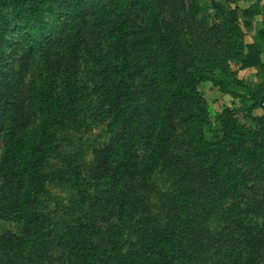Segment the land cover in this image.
Listing matches in <instances>:
<instances>
[{"label":"trees","instance_id":"1","mask_svg":"<svg viewBox=\"0 0 264 264\" xmlns=\"http://www.w3.org/2000/svg\"><path fill=\"white\" fill-rule=\"evenodd\" d=\"M0 221V264H264V3L0 0Z\"/></svg>","mask_w":264,"mask_h":264},{"label":"rangeland","instance_id":"2","mask_svg":"<svg viewBox=\"0 0 264 264\" xmlns=\"http://www.w3.org/2000/svg\"><path fill=\"white\" fill-rule=\"evenodd\" d=\"M261 3H264V0H261ZM245 4V3H244ZM259 27L258 23L254 24V27H252V29H257ZM247 33V32H246ZM247 40H250V35L248 34L246 36ZM239 76L240 77H244L246 79L248 78H253V72H246V71H240L239 72ZM209 88V86H205L204 89L207 90ZM209 96L211 98L216 97V100H220L219 96H217V94L214 93H209ZM237 106L239 105L237 102L235 103ZM80 135V134H79ZM82 137H83V143L84 144H97L98 140L100 138H102V124L101 125H94V124H87V126L84 127L82 133H81ZM91 154L90 151L86 153V155L84 156V160L85 162L90 161L91 160ZM51 196L52 199L49 200V206H56L59 211L62 210V207L67 210L69 209V207H67V205L70 203V201L72 200V196H73V191L70 189V187L66 186V187H62L60 188H52L51 189ZM66 205V206H65ZM216 223L215 226L216 227ZM221 224H218V227H220ZM3 231H11L13 233H20L21 232V224L20 223H14V222H6V221H0V232ZM55 249L52 253L55 254Z\"/></svg>","mask_w":264,"mask_h":264}]
</instances>
